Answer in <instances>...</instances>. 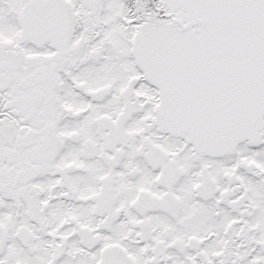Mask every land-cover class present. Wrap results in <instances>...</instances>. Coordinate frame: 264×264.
<instances>
[{"label":"snow or ice","instance_id":"1","mask_svg":"<svg viewBox=\"0 0 264 264\" xmlns=\"http://www.w3.org/2000/svg\"><path fill=\"white\" fill-rule=\"evenodd\" d=\"M0 264H264V0H0Z\"/></svg>","mask_w":264,"mask_h":264}]
</instances>
